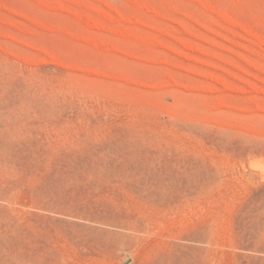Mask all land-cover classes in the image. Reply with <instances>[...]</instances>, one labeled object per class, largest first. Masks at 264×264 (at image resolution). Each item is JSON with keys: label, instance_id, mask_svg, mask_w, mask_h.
Wrapping results in <instances>:
<instances>
[{"label": "rangeland", "instance_id": "1", "mask_svg": "<svg viewBox=\"0 0 264 264\" xmlns=\"http://www.w3.org/2000/svg\"><path fill=\"white\" fill-rule=\"evenodd\" d=\"M0 86V264H264V0H0Z\"/></svg>", "mask_w": 264, "mask_h": 264}, {"label": "bare ground", "instance_id": "2", "mask_svg": "<svg viewBox=\"0 0 264 264\" xmlns=\"http://www.w3.org/2000/svg\"><path fill=\"white\" fill-rule=\"evenodd\" d=\"M1 87V86H0ZM4 92L6 93V91H5V89H4ZM1 94V93H0ZM0 96H2V95H0ZM28 99H26V101H27ZM24 101H25V99H24ZM26 101H25V104H26ZM32 103V102H31ZM23 101H22V106H23ZM25 104H24V106H25ZM20 105V104H19ZM31 105V104H30ZM27 106H29L28 105V101H27V104H26V106L25 107H27ZM28 108V107H27ZM31 109V108H30ZM29 109V110H30ZM7 110V109H6ZM22 110V109H21ZM22 112H24V111H22ZM25 112H27V110L25 111ZM6 113V112H5ZM28 113V112H27ZM15 115V114H14ZM21 116V115H20ZM159 177H161V176H158V177H156L155 175L153 176V178H156V179H158ZM162 179V178H161Z\"/></svg>", "mask_w": 264, "mask_h": 264}]
</instances>
